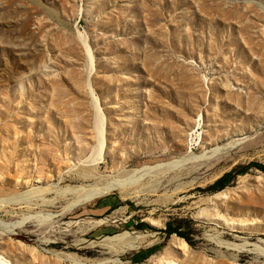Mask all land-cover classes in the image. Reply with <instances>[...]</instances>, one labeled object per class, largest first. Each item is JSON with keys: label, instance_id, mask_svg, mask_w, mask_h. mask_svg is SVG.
Masks as SVG:
<instances>
[{"label": "rangeland", "instance_id": "rangeland-1", "mask_svg": "<svg viewBox=\"0 0 264 264\" xmlns=\"http://www.w3.org/2000/svg\"><path fill=\"white\" fill-rule=\"evenodd\" d=\"M187 154L71 211L59 195ZM253 164L264 0H0V199L37 190L0 208L1 264H264Z\"/></svg>", "mask_w": 264, "mask_h": 264}, {"label": "bare ground", "instance_id": "bare-ground-1", "mask_svg": "<svg viewBox=\"0 0 264 264\" xmlns=\"http://www.w3.org/2000/svg\"><path fill=\"white\" fill-rule=\"evenodd\" d=\"M89 49V48H88ZM88 52V51H87ZM90 53V52H88ZM91 64V63H90ZM94 65V64H93ZM93 70V69H92ZM92 73V72H91ZM95 99V98H94ZM96 100V99H95ZM97 106V105H96ZM97 108V107H96ZM103 115V114H102ZM96 117H99V115H97ZM103 117V116H100V118ZM103 120V118H102ZM104 121V120H103ZM100 122V121H99ZM103 123V122H102ZM101 123V124H102ZM98 124V123H97ZM104 124V123H103ZM102 124V126H103ZM97 126V125H96ZM99 126V125H98ZM97 126V127H98ZM104 127V126H103ZM100 128V127H99ZM102 129V128H100ZM101 132H103L102 130H100ZM98 131V132H99ZM197 133V132H196ZM101 134V133H100ZM199 136V135H198ZM101 137V135H100ZM103 138V137H102ZM101 139V138H100ZM104 139V138H103ZM100 142V141H99ZM102 142V141H101ZM103 144V142L101 143ZM100 145V143H99ZM223 150L225 149H222V148H214L213 150H211L209 153L205 152L203 153L201 156L204 157L205 159H209L211 157H215L216 155H218L220 152H222ZM95 156V155H94ZM193 157H199L198 155H192V154H187V156L185 157H182V158H178L176 160H172V161H168V162H163V163H159L157 164L156 166L153 165V166H149L147 167L148 165L144 166V167H140L139 169H132L130 171L127 172L126 176H125V179H123L124 177H122V180H113V182H108V181H104L103 180V177H99L97 178L96 182L94 183H91V184H87V185H79V186H75V187H68V188H65V189H60V192H59V195H62V196H71L70 198V203L69 205L65 208L66 211H71L73 210L74 208L80 206V205H84L86 203H89V202H92L100 197H104L108 194H110L112 191L114 190H121V189H128L129 188V185L130 186H134L135 182L137 180H139L140 177L143 176V173L144 172H149L153 169H162V170H172V169H175V168H179L181 167L188 159L190 158H193ZM90 164L92 165H97V160L93 159L89 162ZM157 171V170H155ZM126 173V172H125ZM148 173V174H149ZM156 173V172H154ZM147 174V175H148ZM158 174V173H157ZM162 174V173H161ZM151 175V174H150ZM154 175V174H153ZM146 176V175H145ZM143 178V177H142ZM140 178V179H142ZM106 179V177H105ZM118 179V178H117ZM141 181V180H140ZM129 183V184H127ZM140 183V182H139ZM125 184H127L128 186H126ZM138 184V183H137ZM37 191L36 189L35 190H32V191H28V192H25L23 193V195H16V196H13V197H10L8 199H0V208L4 207V206H8V205H16V204H23V203H30L31 202V195ZM23 201V202H22ZM39 215V214H38ZM54 216L52 214H48V217L47 218H53ZM33 219L34 217L32 216H27V217H23L21 218V220L19 222H17L16 225H22V224H25L26 221L30 220V219ZM46 218V219H47ZM45 219V220H46ZM48 219V220H49ZM50 219V220H51ZM42 220V219H41ZM15 224V223H14ZM11 225V224H10ZM7 226V225H6ZM5 226V227H6ZM9 226V225H8ZM10 227V226H9ZM15 227L12 225V228ZM14 229V228H13ZM9 230V229H7ZM11 231V230H10ZM3 234V233H2ZM126 234V233H125ZM128 234V233H127ZM123 235V234H122ZM117 236V237H113V238H110V240H113V239H117V238H121V237H125V236ZM129 235V234H128ZM130 236V235H129ZM124 239V238H122ZM107 241V238L105 239ZM114 241V240H113ZM116 241V240H115ZM121 242V241H120ZM109 244V243H108ZM256 248V247H255ZM1 262V260H0ZM120 262V261H119ZM1 264V263H0ZM3 264V262H2ZM8 264V263H7Z\"/></svg>", "mask_w": 264, "mask_h": 264}, {"label": "trees", "instance_id": "trees-1", "mask_svg": "<svg viewBox=\"0 0 264 264\" xmlns=\"http://www.w3.org/2000/svg\"><path fill=\"white\" fill-rule=\"evenodd\" d=\"M251 166H254L260 170H263L264 167L260 164H253ZM234 179V175L233 173H228L226 175H224L221 179H219L214 185H213V189L216 191H221L223 190L232 180ZM168 234H176L180 237L185 238V235L183 233H181L176 227H173L172 224H168L167 229L165 231Z\"/></svg>", "mask_w": 264, "mask_h": 264}]
</instances>
